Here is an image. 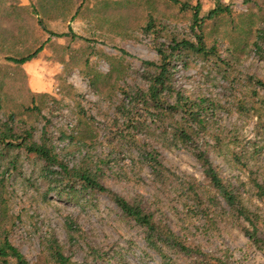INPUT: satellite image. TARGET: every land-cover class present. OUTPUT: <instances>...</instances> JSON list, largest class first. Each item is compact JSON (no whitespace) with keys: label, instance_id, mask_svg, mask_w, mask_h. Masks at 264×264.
Returning <instances> with one entry per match:
<instances>
[{"label":"rangeland","instance_id":"374dc122","mask_svg":"<svg viewBox=\"0 0 264 264\" xmlns=\"http://www.w3.org/2000/svg\"><path fill=\"white\" fill-rule=\"evenodd\" d=\"M184 1L199 3L201 15L216 2L229 13L205 28L206 42L216 43L219 58L203 62L187 57L174 62V84L188 95L211 98L222 106L217 114L225 146L249 153L250 167H264V130L259 131L254 116L239 114L231 106L243 95L251 103L252 87L245 86L246 75L264 81V62L251 49L256 31L264 30V0ZM151 17L154 22L149 25ZM191 17L165 0H51V30L72 35L52 37L46 52L26 64L4 57L21 58L27 53L2 55L0 120L13 114L15 126L30 129L35 140L44 133L70 166L87 151L101 156L108 166L102 173L107 187L126 198L150 197L153 189L147 172L140 169L130 174L128 152L116 147L118 129L124 125L115 107L122 90L144 85L141 61H156L157 50L166 48L173 38L192 39ZM220 68L227 69L226 78L218 73ZM78 142L86 143L88 150H78ZM160 152L177 174L201 179L195 159L182 147L160 148ZM210 158L238 189L246 182V173L229 166L215 152H210ZM19 163L20 173L5 175L0 196L11 224L10 240L31 264H51L44 258L49 237L63 245L69 264H161L145 246L141 231L127 225L106 196L58 199L46 191L40 166L33 159L20 156ZM5 164L0 159V177ZM243 197L249 207L259 206L264 213L251 192ZM71 222L72 229L67 224ZM205 234L198 231L197 243L210 254L207 259L176 256L171 258L173 264H264V249H256L234 228H223L208 240Z\"/></svg>","mask_w":264,"mask_h":264},{"label":"trees","instance_id":"16d2710c","mask_svg":"<svg viewBox=\"0 0 264 264\" xmlns=\"http://www.w3.org/2000/svg\"><path fill=\"white\" fill-rule=\"evenodd\" d=\"M165 1L181 13H191L192 39L173 38L166 48L157 50L156 61H141L140 78L144 85L122 90V97L115 107V113L124 125L118 129L116 147L128 152L130 174L140 169L147 172L152 195L126 198L107 187L102 174L104 169H108L105 166L107 162L101 156H90L89 151L71 166L64 163L61 152L52 141L45 140L44 133L40 140H35L30 129L15 126L13 114L0 120V159L6 162L0 177V190L3 191L5 175L20 173V156H24L40 166V179L46 191L54 192L58 199L94 194L106 196L120 211L124 222L141 231L145 246L153 251L161 264H173L176 256L207 259L210 254L197 243L200 230L206 232L205 239L208 240L223 228L232 227L256 249L262 250L264 213L258 211L259 206L249 207L243 194L251 192L264 206V167H250L249 153H237L225 146L217 102L207 97L188 95L174 84V62H184L187 57L203 62L219 58L216 43L209 45L206 42L205 28L208 22L228 14L229 10L216 2L214 8L201 15L199 3ZM153 22L151 17L148 24ZM38 24L46 31L42 19L38 18ZM49 35L52 38L72 34L51 32ZM251 49L264 62V30L256 31ZM41 50L42 47L25 57L7 60L22 65ZM218 73L226 78L227 69L220 68ZM245 80V86L252 87L251 103H247V97L243 95L244 99L234 100L231 106H235L239 114L254 116L259 131L264 130V81L254 75H246ZM75 146L78 150L87 149L84 142L75 143ZM171 147H182L192 155L201 170V179L177 174L166 164L160 148ZM210 152H215L229 166L246 173V182L238 185L240 189L221 175L210 158ZM4 207L0 196V264H31L10 240L11 224ZM67 224L72 229L73 222ZM69 238L72 239L71 236ZM44 258H48L51 264L70 263L63 245L54 237L47 238L45 242Z\"/></svg>","mask_w":264,"mask_h":264},{"label":"crops","instance_id":"0c3cea01","mask_svg":"<svg viewBox=\"0 0 264 264\" xmlns=\"http://www.w3.org/2000/svg\"><path fill=\"white\" fill-rule=\"evenodd\" d=\"M38 18L42 19L46 31L39 26ZM51 31L62 34L51 30V0H0V59L8 53L31 54L42 47L40 54L51 40ZM7 57L19 59L4 58ZM36 58L38 55L29 62Z\"/></svg>","mask_w":264,"mask_h":264}]
</instances>
